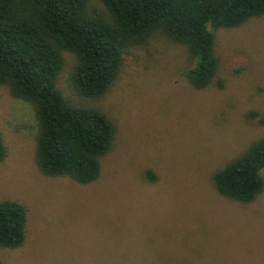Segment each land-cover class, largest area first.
<instances>
[{
    "label": "rangeland",
    "instance_id": "374dc122",
    "mask_svg": "<svg viewBox=\"0 0 264 264\" xmlns=\"http://www.w3.org/2000/svg\"><path fill=\"white\" fill-rule=\"evenodd\" d=\"M211 31L220 67L216 82L202 90L184 76L194 65L187 47L162 34L124 54L117 81L96 101L74 94L75 59L64 54L58 81L64 96L100 107L117 129L100 178L87 185L39 171L35 108L0 86V132L8 148L0 202L18 201L28 210L25 243L0 247V261L264 264V190L242 203L222 197L212 179L264 139V17ZM147 171L157 179L147 181Z\"/></svg>",
    "mask_w": 264,
    "mask_h": 264
},
{
    "label": "trees",
    "instance_id": "16d2710c",
    "mask_svg": "<svg viewBox=\"0 0 264 264\" xmlns=\"http://www.w3.org/2000/svg\"><path fill=\"white\" fill-rule=\"evenodd\" d=\"M0 0V86L31 103L39 132L36 164L46 177H68L87 185L102 173V159L117 129L98 106L73 102L59 88L64 54L75 59L70 86L96 101L117 81L124 54L156 35L187 47L194 65L184 72L190 85L208 88L218 75L213 29H234L264 17V0ZM218 87L223 83L218 80ZM8 156L0 132V163ZM264 139L214 172L218 193L251 203L263 192ZM147 181L157 177L146 172ZM149 179V180H148ZM27 207L0 202V247L17 249L27 237ZM0 264H4L0 261Z\"/></svg>",
    "mask_w": 264,
    "mask_h": 264
}]
</instances>
